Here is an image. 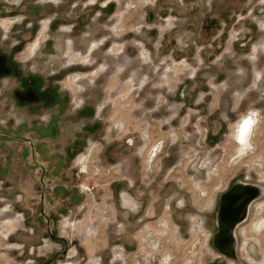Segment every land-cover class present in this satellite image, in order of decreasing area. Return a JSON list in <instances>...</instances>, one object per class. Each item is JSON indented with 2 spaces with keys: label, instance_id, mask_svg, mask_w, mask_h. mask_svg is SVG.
Returning <instances> with one entry per match:
<instances>
[{
  "label": "rangeland",
  "instance_id": "1",
  "mask_svg": "<svg viewBox=\"0 0 264 264\" xmlns=\"http://www.w3.org/2000/svg\"><path fill=\"white\" fill-rule=\"evenodd\" d=\"M263 46L264 0H0V264H211L219 194L264 190ZM31 75L64 105L6 109ZM255 200L239 244L264 264Z\"/></svg>",
  "mask_w": 264,
  "mask_h": 264
},
{
  "label": "flooded vegetation",
  "instance_id": "2",
  "mask_svg": "<svg viewBox=\"0 0 264 264\" xmlns=\"http://www.w3.org/2000/svg\"><path fill=\"white\" fill-rule=\"evenodd\" d=\"M41 24L43 26H46L47 25V21L46 22L42 21ZM34 42H35V44H36V42L39 43L38 38ZM103 44H101V45H103ZM13 58L14 57L11 56L10 54L1 53V51H0V99L3 98V94L5 92L4 89H6V88L8 89L9 88V86L5 87V85L4 86L2 85L3 84V78H5V76L6 77L9 76L10 74H16L15 73L16 67H15V63L13 62ZM91 65L92 64H90L89 66H91ZM93 65H94V63H93ZM33 77H34V75L23 76V77L19 76L17 78L18 79L17 84H19V85L17 87H12V91L10 92V96H8V98L11 99L14 103L12 102V104H9L7 102L6 106H5L6 109H9V110L15 109V111L18 112L19 111V107L21 105L32 103V102L36 101V105H35L36 108L34 110H32V111L36 112V114L39 116L41 114L40 110L43 111V109H45V107H46V104L48 103L47 100H46L48 98L47 93H49V94L52 93V96L57 101L60 102L59 103L60 106L64 105L66 100L64 98H60V96H57V94H55V91H51V90L48 89L47 91H45L43 93V92H41L42 90L39 92L37 87H36L37 90H35V86L38 83L35 82ZM17 79H16V81H17ZM39 95H41V96H39ZM6 98H7V96H6ZM39 101H42V102L39 103ZM52 117L55 118L56 116H52ZM53 118H52V120H53ZM231 186H232V184L229 185L226 190H228L229 188L231 189ZM220 194H222V193H220ZM253 201H255V199H253ZM253 201L247 207L246 215L244 214L245 218L242 219L241 222L237 223L236 226L234 227V236H235V239L237 240V246L240 245L239 244V238H240V233H239L240 230H239V228L241 227V225H245L247 220H249V207L252 206ZM219 202L220 201L218 199V203H217L216 207H218ZM216 207L214 208V211H213L214 212L213 221H212L213 232H212V235L210 236L209 240H210L212 246L218 251V249H217V247H216V245L214 243V235L216 234L217 228H218V226H216V222H215V220H216V212H215ZM229 218H230V215H228L226 217V220L229 219ZM224 225L227 226L228 223H225ZM237 234H238L239 238H238ZM62 242H63V246L64 247L62 248V250H61L59 255H62L63 257H65L66 254L64 255V253L68 249V246L65 244L64 241H62ZM236 248L238 250V247H236ZM217 253H219V251ZM217 256H219V257H217L211 264H222L221 263L222 262V254L219 253V254H217ZM239 257L243 261L244 264H247L246 261L243 258H241V256H239ZM203 264H210V263L203 262ZM233 264H235V262H233Z\"/></svg>",
  "mask_w": 264,
  "mask_h": 264
},
{
  "label": "water",
  "instance_id": "3",
  "mask_svg": "<svg viewBox=\"0 0 264 264\" xmlns=\"http://www.w3.org/2000/svg\"><path fill=\"white\" fill-rule=\"evenodd\" d=\"M231 184V189L218 196L220 202L215 210V222L218 228L214 235V243L225 259H233L235 264H244L236 251L237 240L234 236V227L245 218L247 207L253 199L260 198L264 190L257 183H246L242 180ZM228 215L230 218L226 220ZM225 223L228 225L225 226Z\"/></svg>",
  "mask_w": 264,
  "mask_h": 264
},
{
  "label": "clouds",
  "instance_id": "4",
  "mask_svg": "<svg viewBox=\"0 0 264 264\" xmlns=\"http://www.w3.org/2000/svg\"><path fill=\"white\" fill-rule=\"evenodd\" d=\"M251 117V123L245 124L246 120H249ZM258 122V113L256 112H249L246 115H242L235 124L234 130H233V139L236 140V142L244 147L247 146V148L251 147V136L253 129L255 127V124ZM241 140H244V144H241ZM257 228H264V224L257 225Z\"/></svg>",
  "mask_w": 264,
  "mask_h": 264
},
{
  "label": "bare ground",
  "instance_id": "5",
  "mask_svg": "<svg viewBox=\"0 0 264 264\" xmlns=\"http://www.w3.org/2000/svg\"><path fill=\"white\" fill-rule=\"evenodd\" d=\"M37 44V43H36ZM36 44H34V45H36ZM125 199V198H124ZM258 200H255V201H253V204H252V206H251V210H252V208L254 207V204L257 202ZM243 225H241V227H242ZM240 227V228H241ZM240 228H239V230H240ZM264 228H261V230H263ZM237 236H238V234H237ZM238 238H239V236H238ZM241 239V238H240ZM240 249H241V242H240V246L238 247V252L240 253V256H241V251H240ZM241 258H243L242 256H241ZM244 259V258H243ZM229 261H232V260H229ZM246 261V260H245ZM246 263L247 264H249L247 261H246Z\"/></svg>",
  "mask_w": 264,
  "mask_h": 264
},
{
  "label": "snow or ice",
  "instance_id": "6",
  "mask_svg": "<svg viewBox=\"0 0 264 264\" xmlns=\"http://www.w3.org/2000/svg\"><path fill=\"white\" fill-rule=\"evenodd\" d=\"M250 123H251V117L249 118V120L245 121V124H250ZM244 143H245L244 140H241V144H244ZM241 151H243V149H241Z\"/></svg>",
  "mask_w": 264,
  "mask_h": 264
},
{
  "label": "crops",
  "instance_id": "7",
  "mask_svg": "<svg viewBox=\"0 0 264 264\" xmlns=\"http://www.w3.org/2000/svg\"><path fill=\"white\" fill-rule=\"evenodd\" d=\"M257 75V74H256Z\"/></svg>",
  "mask_w": 264,
  "mask_h": 264
}]
</instances>
